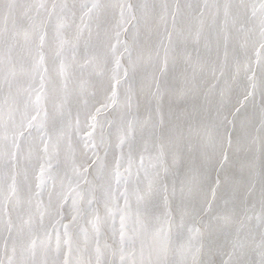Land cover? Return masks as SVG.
Instances as JSON below:
<instances>
[{
  "label": "snow or ice",
  "instance_id": "obj_1",
  "mask_svg": "<svg viewBox=\"0 0 264 264\" xmlns=\"http://www.w3.org/2000/svg\"><path fill=\"white\" fill-rule=\"evenodd\" d=\"M0 264H264V0H0Z\"/></svg>",
  "mask_w": 264,
  "mask_h": 264
}]
</instances>
